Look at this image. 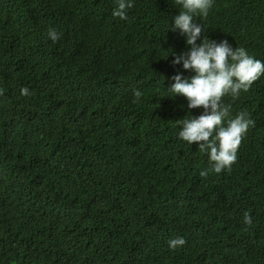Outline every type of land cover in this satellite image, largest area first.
Wrapping results in <instances>:
<instances>
[{
    "label": "trees",
    "instance_id": "16d2710c",
    "mask_svg": "<svg viewBox=\"0 0 264 264\" xmlns=\"http://www.w3.org/2000/svg\"><path fill=\"white\" fill-rule=\"evenodd\" d=\"M132 3L121 20L116 0H0V264H264V76L224 97L255 126L230 172L202 178L176 121L204 110L169 91L195 75L173 64L182 8ZM194 22L197 45L264 62V0H213Z\"/></svg>",
    "mask_w": 264,
    "mask_h": 264
},
{
    "label": "clouds",
    "instance_id": "9594fccd",
    "mask_svg": "<svg viewBox=\"0 0 264 264\" xmlns=\"http://www.w3.org/2000/svg\"><path fill=\"white\" fill-rule=\"evenodd\" d=\"M117 7L112 15L121 20L128 18L127 11L134 5L132 0H116ZM182 10L174 17L171 30H179L186 37L190 51L175 56L174 65L183 64V69L195 73L189 79L176 75L172 79L169 91L173 96H183L187 100L189 110L203 108L199 117L184 118L176 121L181 125L179 139L189 145L196 143L199 151L209 157L210 167L200 172L202 178L210 173L220 174L231 171L237 162L238 150L248 130L255 126L246 111L239 112L235 118L230 115L231 105L224 103V97L238 99L241 92L247 93L252 85L264 76V62L249 55L242 47L233 49L223 40L217 43L204 37L201 44L197 40L202 34V25L194 22V16L207 17L213 0H175ZM48 38L53 42L60 39L55 29L48 31ZM0 94H3L0 90ZM21 95H29L27 88L21 89ZM142 93L134 92L135 101H139ZM244 224L252 226L249 212L244 213ZM186 244L184 238L169 241L170 250H176Z\"/></svg>",
    "mask_w": 264,
    "mask_h": 264
}]
</instances>
